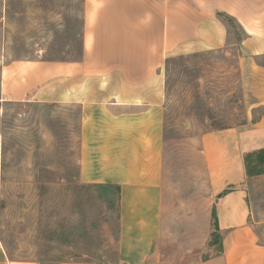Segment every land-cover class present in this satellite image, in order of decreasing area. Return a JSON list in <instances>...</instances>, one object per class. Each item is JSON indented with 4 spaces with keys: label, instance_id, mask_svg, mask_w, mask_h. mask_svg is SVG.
I'll return each mask as SVG.
<instances>
[{
    "label": "crops",
    "instance_id": "1",
    "mask_svg": "<svg viewBox=\"0 0 264 264\" xmlns=\"http://www.w3.org/2000/svg\"><path fill=\"white\" fill-rule=\"evenodd\" d=\"M221 15L236 24L237 42H229ZM82 28L78 61L11 62L0 73L1 96L11 101L78 103L79 179L118 187L115 261L59 264H264V242L247 202L248 181L261 175L247 177L243 161L245 153L264 147V64L256 63L264 56V0H82ZM233 45L247 112L238 127L201 136L216 197L205 211V236L190 225L180 236L166 223L175 213L164 207L163 67L171 56ZM213 207L219 245L209 244ZM186 215L177 219L201 220Z\"/></svg>",
    "mask_w": 264,
    "mask_h": 264
},
{
    "label": "rangeland",
    "instance_id": "2",
    "mask_svg": "<svg viewBox=\"0 0 264 264\" xmlns=\"http://www.w3.org/2000/svg\"><path fill=\"white\" fill-rule=\"evenodd\" d=\"M223 20L237 42L236 24ZM82 40V0H0V73L11 62L78 61ZM237 55L233 45L165 60L163 197L180 236L185 225L205 236L216 197L201 136L244 122ZM80 116L73 101H11L0 91V262L115 261L118 192L80 181ZM247 202L264 242V174L248 181ZM188 212L201 220L177 219Z\"/></svg>",
    "mask_w": 264,
    "mask_h": 264
},
{
    "label": "trees",
    "instance_id": "3",
    "mask_svg": "<svg viewBox=\"0 0 264 264\" xmlns=\"http://www.w3.org/2000/svg\"><path fill=\"white\" fill-rule=\"evenodd\" d=\"M222 16V15H221ZM227 16H222V18ZM244 166H245V172L247 177H253L257 175L264 174V147L260 148L258 150L250 151L244 154L243 156ZM105 189L110 188V186H98ZM116 190L118 192V187H116ZM232 190V187L229 186L228 188L222 190L218 195V197H221L225 195L226 193L230 192ZM212 218V227L213 230L211 232V239L209 241L210 245L218 244L220 243V236L218 233V223H217V217L215 213V208H212L211 213Z\"/></svg>",
    "mask_w": 264,
    "mask_h": 264
}]
</instances>
